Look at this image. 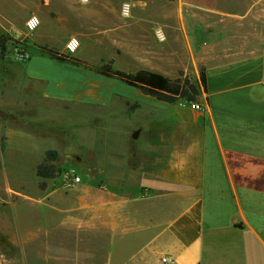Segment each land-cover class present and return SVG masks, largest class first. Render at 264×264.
Returning <instances> with one entry per match:
<instances>
[{
    "label": "crops",
    "instance_id": "crops-1",
    "mask_svg": "<svg viewBox=\"0 0 264 264\" xmlns=\"http://www.w3.org/2000/svg\"><path fill=\"white\" fill-rule=\"evenodd\" d=\"M213 2L182 1L209 10ZM70 8L74 18L86 20L81 48L72 54L82 63L53 59L38 49L49 45L67 53L66 43L76 33L71 29L58 46L54 32L62 19L41 12L42 26L28 37L30 59L15 66L26 96L81 113L88 143L96 145L92 181L104 187L94 207L93 195L82 194L81 208L65 219L112 240L103 264H165L164 258L168 264H264V43L246 58L203 60L207 93L199 100L205 110L197 111L90 68L114 60L116 69L130 73L147 70L172 79L187 73L184 55L170 51L151 22L123 19L118 10L105 25L102 4ZM93 8L101 10L89 11ZM182 34L194 57V50L206 52L218 38L201 27ZM191 72L199 79L198 69ZM86 151L94 150L87 144ZM132 183L137 194L127 198L123 188ZM175 193L176 210L165 205L164 212H154L156 202ZM74 212L91 218H72ZM153 215L164 218L154 221Z\"/></svg>",
    "mask_w": 264,
    "mask_h": 264
},
{
    "label": "rangeland",
    "instance_id": "rangeland-1",
    "mask_svg": "<svg viewBox=\"0 0 264 264\" xmlns=\"http://www.w3.org/2000/svg\"><path fill=\"white\" fill-rule=\"evenodd\" d=\"M182 1L90 0L83 4L81 0H0V46L6 43L9 49L18 38L28 45L30 33L25 30V23L33 14L41 17V12L49 13L54 21L62 19L54 32L55 42L61 46L72 30L76 32L72 36L81 38L86 22L74 18L70 6L104 5L106 25L113 22L118 10L125 19L121 11L124 3L133 5L132 17L126 20L151 22L155 33L161 31L163 23L170 51L178 50L184 55L186 74L194 79L191 71L198 69L200 77L205 69L204 59L220 63L246 58L264 43V0H214L210 10L189 7ZM96 10L101 8L89 9ZM184 16L192 19L184 21ZM198 27L217 32L218 38L210 42L208 51L194 50V57L182 31L190 28L194 33ZM87 50L91 52L92 48ZM16 63L0 49V264H85L87 260L103 264L113 250L107 248L112 240L106 241L65 219L70 217L71 209L81 208L82 194L93 195L91 207H94L97 192L104 187L92 181L97 173L96 145L88 143L81 113L26 96L27 92L17 82ZM87 144L94 150L92 154L86 151ZM50 149L59 153L56 162H46L45 153ZM40 164H45L48 171L54 167V173L39 176ZM66 171L76 172L83 182L67 188L62 181ZM112 187L109 185L107 190ZM123 190L127 198L137 194L134 183L124 185ZM174 195L165 203L156 202L158 208L154 212H164L165 205L169 212L176 210L178 200L177 194ZM71 217L91 218L79 212ZM152 218L155 221L164 216ZM88 250L94 255H88Z\"/></svg>",
    "mask_w": 264,
    "mask_h": 264
},
{
    "label": "trees",
    "instance_id": "trees-1",
    "mask_svg": "<svg viewBox=\"0 0 264 264\" xmlns=\"http://www.w3.org/2000/svg\"><path fill=\"white\" fill-rule=\"evenodd\" d=\"M0 49L2 53L7 50L6 43L0 46ZM38 49L53 59L72 62L76 65L82 63L79 59L72 57L71 54L61 53L57 48L49 45H39ZM90 68L103 76L114 78L129 86L136 87L145 95L153 96L168 103H178L181 101H186L187 103L199 102L203 92L207 93L205 69L201 70L199 79H194L191 75L184 72H181L178 78L172 79L147 70H140L136 73L121 71L114 67V60H104L99 65L91 66ZM138 106V104H135L130 107L135 109ZM45 155L46 162H56L59 158L58 151L52 149L47 150ZM49 168L51 171H48L45 164H40L37 169L38 175L41 177L52 175L55 168Z\"/></svg>",
    "mask_w": 264,
    "mask_h": 264
},
{
    "label": "built area",
    "instance_id": "built-area-1",
    "mask_svg": "<svg viewBox=\"0 0 264 264\" xmlns=\"http://www.w3.org/2000/svg\"><path fill=\"white\" fill-rule=\"evenodd\" d=\"M81 2L83 4H87L90 2V0H81ZM121 11L124 18L126 19L131 18L133 13V5L131 3H124L122 5ZM41 24H42L41 17L36 14H33L27 19L25 23V30L28 33L32 34L39 29ZM156 34L159 39L161 40L165 39V35L163 31H158ZM80 47H81V40L77 36H72L66 43V51L68 54L71 55L76 53L80 49ZM3 54L11 55L13 59L17 62H26L30 59V55L28 53V46L25 43V41L20 40V38H18L17 41L11 42V44L9 45V49L7 48V50H5ZM181 102L187 104L194 110L197 111L205 110V106L202 105L200 102H195V103H187L186 101H181ZM62 181L67 188H74L83 182V178L74 171H66L62 175ZM162 262L168 264L170 263V259L164 258Z\"/></svg>",
    "mask_w": 264,
    "mask_h": 264
}]
</instances>
